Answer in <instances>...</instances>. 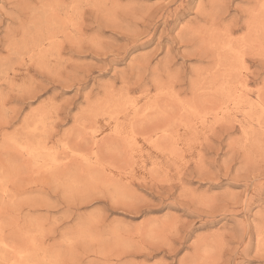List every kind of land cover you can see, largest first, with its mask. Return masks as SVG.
<instances>
[{
	"label": "rangeland",
	"instance_id": "rangeland-1",
	"mask_svg": "<svg viewBox=\"0 0 264 264\" xmlns=\"http://www.w3.org/2000/svg\"><path fill=\"white\" fill-rule=\"evenodd\" d=\"M263 2L0 0V264H264Z\"/></svg>",
	"mask_w": 264,
	"mask_h": 264
},
{
	"label": "bare ground",
	"instance_id": "bare-ground-1",
	"mask_svg": "<svg viewBox=\"0 0 264 264\" xmlns=\"http://www.w3.org/2000/svg\"><path fill=\"white\" fill-rule=\"evenodd\" d=\"M220 3V2H219ZM264 3V2H263ZM263 3H262V5H263ZM258 20V19H257ZM252 22V21H251ZM253 23V22H252ZM258 23V22H257ZM262 25V24H261ZM253 26V25H252ZM256 26V25H255ZM257 27H258V25H257ZM256 27V28H257ZM256 28L255 29H253L254 31H256L257 32V30H256ZM260 28V27H259ZM218 29V28H217ZM219 30V29H218ZM250 31V30H249ZM216 34V33H215ZM245 35V34H244ZM212 38H213V36H212ZM215 38H216V36H215ZM231 39V38H230ZM211 40V39H210ZM247 40V39H246ZM245 40V41H246ZM252 40V39H251ZM250 40V41H251ZM259 40V39H258ZM215 42V41H214ZM243 42V41H242ZM247 43V42H246ZM220 44V43H219ZM218 46V45H217ZM229 48H230V46L229 45H227ZM258 46V45H257ZM216 47V46H215ZM220 51V50H219ZM200 54V53H199ZM252 55V54H251ZM241 61H243V60H241ZM245 63V62H244ZM229 66V65H228ZM246 66V65H245ZM214 70V69H213ZM218 71V70H217ZM206 72H208V71H206ZM213 73V72H212ZM242 87V86H241ZM237 88V87H236ZM149 104V103H148ZM161 105V104H160ZM183 108V107H182ZM163 113V112H162ZM165 113V112H164ZM167 114V113H166ZM182 114V113H181ZM165 115V114H164ZM169 116V115H168ZM181 117V116H180ZM153 120V119H152ZM162 120V119H161ZM154 122V121H153ZM178 123H179V121H178ZM176 125V124H175ZM193 125V124H192ZM85 126V125H84ZM46 129V128H45ZM168 130H169V128H168ZM44 132V131H43ZM169 132V131H168ZM47 133V132H46ZM144 133V132H143ZM164 133V132H163ZM162 134V133H161ZM166 135V134H165ZM167 135H168V133H167ZM103 136V135H102ZM161 136V135H160ZM164 136V135H163ZM38 137H39V135H38ZM170 138V137H169ZM18 141V140H17ZM16 141V142H17ZM12 142V141H11ZM162 142V141H161ZM43 144V143H42ZM32 145V144H31ZM137 145V144H136ZM24 146V145H23ZM88 150V149H87ZM59 154V153H58ZM71 161V160H70ZM7 166V165H6ZM46 174V173H45Z\"/></svg>",
	"mask_w": 264,
	"mask_h": 264
}]
</instances>
